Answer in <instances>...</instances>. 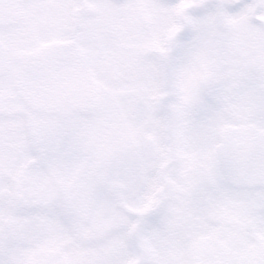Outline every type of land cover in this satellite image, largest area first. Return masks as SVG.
<instances>
[{
    "label": "snow or ice",
    "instance_id": "1",
    "mask_svg": "<svg viewBox=\"0 0 264 264\" xmlns=\"http://www.w3.org/2000/svg\"><path fill=\"white\" fill-rule=\"evenodd\" d=\"M0 264H264V0H0Z\"/></svg>",
    "mask_w": 264,
    "mask_h": 264
}]
</instances>
